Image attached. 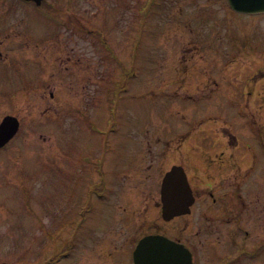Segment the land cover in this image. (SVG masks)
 I'll use <instances>...</instances> for the list:
<instances>
[{
	"label": "rangeland",
	"instance_id": "obj_1",
	"mask_svg": "<svg viewBox=\"0 0 264 264\" xmlns=\"http://www.w3.org/2000/svg\"><path fill=\"white\" fill-rule=\"evenodd\" d=\"M43 11H36L34 20L27 14V26L35 32L32 34L34 45L47 36V17ZM252 19L233 12L227 0H156V3L152 0H48V66L45 51L36 47L32 50L40 60L22 63L30 53L26 49H21V56L11 62L0 59V119L14 112L22 120L18 138L0 151V264H48L51 256L61 258L62 249L67 248L62 201L63 194L67 195L71 187L68 180L63 182L70 171L60 173V170L95 167L94 155L86 156L89 160L84 162L81 157L102 151L104 140L85 124L96 120L99 124L105 122L108 129L112 126L106 123L110 107L106 103L109 104L111 83L117 80L116 76L108 79V85L104 81L112 72L109 68L113 61L109 65L104 60L106 54L97 43L98 36H111L115 43L116 40L125 42L129 55L131 48L133 53L137 51L138 66L132 60L128 67L139 69L138 77L129 81L125 97L118 99L113 95L117 100L113 104L116 112L113 120L118 129L109 135L108 151L103 150L105 163L100 166L136 167V163L140 164L137 153L142 137L149 136L151 130L160 131L164 120L173 130L171 138L179 131L188 132L190 124L206 123L214 115L226 113L210 106L211 112L204 116L201 108H205L206 99L195 98L190 103L184 98L197 85L189 73L195 64L192 56H199L198 67L208 64L215 70L219 60H236L239 67L248 70L255 55L245 42L256 34L264 36V17L258 22ZM91 30L94 32L90 33ZM21 43L33 46L24 37ZM193 44L195 51L190 50ZM60 49L65 51L59 52ZM78 52L90 59V67L97 68L95 73L87 75L92 84L98 80L96 87L100 86L99 90L93 87V98H90L95 108L88 106L97 110L84 119L83 125H80L82 113L77 106L85 89L77 78L85 74L73 66L70 72L64 69L65 65L64 70L51 67L57 55L66 61L70 54L76 59ZM100 64L108 66L107 74L101 72ZM115 67L121 66L115 64ZM54 83L58 90H53ZM63 84L75 86L63 88ZM52 92L56 94L54 100L50 98ZM208 93L199 91L200 96ZM216 98V95L210 97L209 103ZM196 104V117L188 124ZM242 106L243 103L230 105L229 116L243 113ZM252 110L255 112V108ZM159 114L164 120L156 123ZM212 125V122L207 124L210 136ZM175 142L169 140L160 160L161 167L190 160V143L184 151H179L175 149ZM99 201L95 214L91 215V226L97 223L98 210L103 214L110 212V204ZM72 241L69 258L72 264H77L80 261L75 254V248L80 249L78 233L76 242Z\"/></svg>",
	"mask_w": 264,
	"mask_h": 264
},
{
	"label": "flooded vegetation",
	"instance_id": "obj_2",
	"mask_svg": "<svg viewBox=\"0 0 264 264\" xmlns=\"http://www.w3.org/2000/svg\"><path fill=\"white\" fill-rule=\"evenodd\" d=\"M35 9L34 2L0 0L1 60L21 50L23 37L32 42L33 30L27 26V14L32 19ZM45 53L48 66V36ZM28 58L32 60L33 56ZM72 61L69 58L68 62ZM77 65L80 67L79 60ZM88 70L93 74L96 69ZM256 75L245 84L242 78L243 86L235 89L229 87L226 78L205 90H210L208 96L222 90L221 98L226 97V102L229 90L240 101L249 96L252 100L257 85L264 80V73L261 79ZM78 80L85 90L92 83L88 75ZM84 98L78 106L82 113L87 112L86 104L90 102ZM195 117L196 111L191 122ZM214 117L208 121L213 124L212 136L208 122L191 124V167L184 168L189 172L194 202L189 214L169 221L164 218L160 189L173 167L160 166L162 150L153 148V144L158 146L161 138L155 137L152 142L149 136L142 137L137 156L141 166L147 162V167H101L106 159L103 150L107 153L113 131L99 133L93 123H88L94 134L103 137L104 146L102 152L95 153V167H77L68 176V181L75 179L77 190L65 206L63 231L69 235L78 228L77 264H136L137 245L149 235L167 236L183 244L189 249L193 264H264V127L258 124L260 117L255 122L230 121L228 115ZM101 198L110 204V212L103 214L98 210L97 223L91 226V215ZM62 255L68 259L69 250Z\"/></svg>",
	"mask_w": 264,
	"mask_h": 264
},
{
	"label": "water",
	"instance_id": "obj_3",
	"mask_svg": "<svg viewBox=\"0 0 264 264\" xmlns=\"http://www.w3.org/2000/svg\"><path fill=\"white\" fill-rule=\"evenodd\" d=\"M230 3L235 10L240 12H255L259 9L264 10V0H230ZM18 129L19 121L14 117H6L0 128V145L3 146L7 144L17 133ZM179 173L181 176H177ZM167 177L168 178L164 185V198L166 200V204H170L172 206L175 203V196H177L176 194H178V192L181 196L187 197L184 196V194L188 195V184L186 181L185 183H181V181H184L183 174L181 172H172L168 174ZM159 245H161L165 255H172L171 258L175 264H186L187 259L183 252H179V246L168 239L161 237H149L144 239L138 248V254L141 256V253L144 250L160 247ZM141 258L142 257H138V259ZM167 260L168 259L166 258L165 264H167Z\"/></svg>",
	"mask_w": 264,
	"mask_h": 264
}]
</instances>
